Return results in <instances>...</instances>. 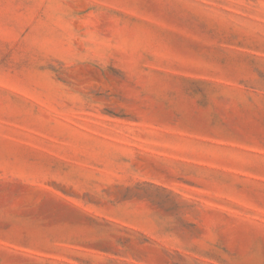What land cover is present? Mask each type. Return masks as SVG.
<instances>
[{
  "label": "rangeland",
  "instance_id": "1",
  "mask_svg": "<svg viewBox=\"0 0 264 264\" xmlns=\"http://www.w3.org/2000/svg\"><path fill=\"white\" fill-rule=\"evenodd\" d=\"M0 264H264V0H0Z\"/></svg>",
  "mask_w": 264,
  "mask_h": 264
}]
</instances>
